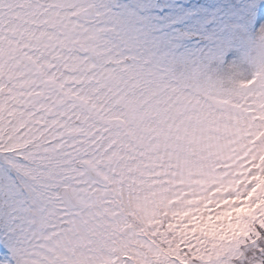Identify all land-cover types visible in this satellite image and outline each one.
<instances>
[{"label":"snow or ice","instance_id":"snow-or-ice-1","mask_svg":"<svg viewBox=\"0 0 264 264\" xmlns=\"http://www.w3.org/2000/svg\"><path fill=\"white\" fill-rule=\"evenodd\" d=\"M0 264H264V0H0Z\"/></svg>","mask_w":264,"mask_h":264}]
</instances>
